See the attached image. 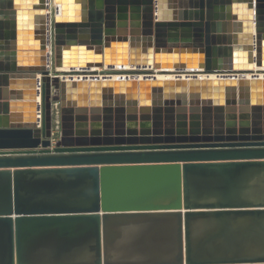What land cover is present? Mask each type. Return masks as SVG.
Wrapping results in <instances>:
<instances>
[{"label": "water", "instance_id": "1", "mask_svg": "<svg viewBox=\"0 0 264 264\" xmlns=\"http://www.w3.org/2000/svg\"><path fill=\"white\" fill-rule=\"evenodd\" d=\"M0 264H264V0H0Z\"/></svg>", "mask_w": 264, "mask_h": 264}, {"label": "bare ground", "instance_id": "2", "mask_svg": "<svg viewBox=\"0 0 264 264\" xmlns=\"http://www.w3.org/2000/svg\"><path fill=\"white\" fill-rule=\"evenodd\" d=\"M49 14H51V18H53L54 16H57L60 12L59 9L54 6V5H50V9H49ZM142 69V68H141ZM118 70V69H115ZM124 70L127 71H133V70H139L138 68L135 69H131L130 67L125 68ZM101 71H99V73L96 75L97 78L99 79H111V80H115L118 78H131L133 76H128V75H122V76H116V75H111V76H105L104 74L100 73ZM223 76H205V75H201V74H195V75H189V74H168V75H161L160 73H154L152 74H142V75H135L134 78L136 80H144V79H158V80H172V79H185V80H194V79H218V78H222ZM85 78L86 80H93V76H82L80 79Z\"/></svg>", "mask_w": 264, "mask_h": 264}, {"label": "built area", "instance_id": "3", "mask_svg": "<svg viewBox=\"0 0 264 264\" xmlns=\"http://www.w3.org/2000/svg\"><path fill=\"white\" fill-rule=\"evenodd\" d=\"M57 131L58 130H55V132H54L55 133V135H54L55 137L58 136V132Z\"/></svg>", "mask_w": 264, "mask_h": 264}, {"label": "rangeland", "instance_id": "4", "mask_svg": "<svg viewBox=\"0 0 264 264\" xmlns=\"http://www.w3.org/2000/svg\"><path fill=\"white\" fill-rule=\"evenodd\" d=\"M144 75H146V74H144ZM148 75V74H147ZM153 75V74H152Z\"/></svg>", "mask_w": 264, "mask_h": 264}, {"label": "crops", "instance_id": "5", "mask_svg": "<svg viewBox=\"0 0 264 264\" xmlns=\"http://www.w3.org/2000/svg\"><path fill=\"white\" fill-rule=\"evenodd\" d=\"M54 135H55V133H54Z\"/></svg>", "mask_w": 264, "mask_h": 264}]
</instances>
